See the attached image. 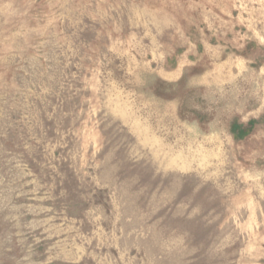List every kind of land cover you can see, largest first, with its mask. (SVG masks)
<instances>
[{
    "label": "rangeland",
    "instance_id": "1",
    "mask_svg": "<svg viewBox=\"0 0 264 264\" xmlns=\"http://www.w3.org/2000/svg\"><path fill=\"white\" fill-rule=\"evenodd\" d=\"M0 264H264V0H0Z\"/></svg>",
    "mask_w": 264,
    "mask_h": 264
}]
</instances>
